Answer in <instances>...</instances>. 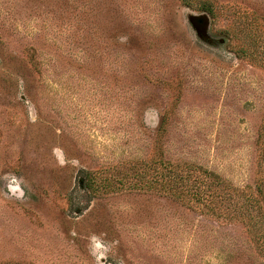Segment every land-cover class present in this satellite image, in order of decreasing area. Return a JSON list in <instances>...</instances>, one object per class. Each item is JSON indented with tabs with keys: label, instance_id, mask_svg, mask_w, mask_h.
Wrapping results in <instances>:
<instances>
[{
	"label": "rangeland",
	"instance_id": "1",
	"mask_svg": "<svg viewBox=\"0 0 264 264\" xmlns=\"http://www.w3.org/2000/svg\"><path fill=\"white\" fill-rule=\"evenodd\" d=\"M187 1L0 0V264H264V0ZM161 157L246 220L104 190Z\"/></svg>",
	"mask_w": 264,
	"mask_h": 264
},
{
	"label": "trees",
	"instance_id": "2",
	"mask_svg": "<svg viewBox=\"0 0 264 264\" xmlns=\"http://www.w3.org/2000/svg\"><path fill=\"white\" fill-rule=\"evenodd\" d=\"M187 2L188 6H192V0ZM198 8L208 13L212 18H216L215 5L211 0H201ZM154 163L156 164H150V166L149 164H144L142 170L134 168V172L131 173L134 178L133 182L130 181L132 183H125V180L129 179V177L124 175L119 181H109L107 186L105 185L104 190L109 193L112 191L116 192L127 185L132 190L159 189V192L166 190L175 201L183 202L186 199L195 198L199 203L210 206L208 207L209 211L216 214L219 213L220 216L223 213L226 215L224 217L243 221L248 217V215L244 216L246 212L239 210V202L230 197L235 194L234 191L229 190L228 187L230 186L225 184L221 176L216 172L204 166L193 163H176L165 160L163 157L157 159ZM87 178L83 181L84 188L90 192L98 190L96 179L92 175H88ZM249 205H252L261 214L264 212V207L259 200H256V202L252 201ZM231 208L239 215L230 210ZM245 223L250 226L249 230L251 232V222L246 221Z\"/></svg>",
	"mask_w": 264,
	"mask_h": 264
}]
</instances>
